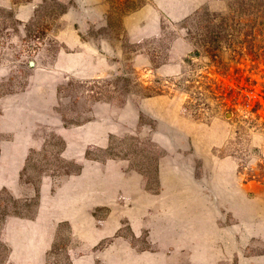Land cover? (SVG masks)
<instances>
[{"label":"rangeland","instance_id":"rangeland-1","mask_svg":"<svg viewBox=\"0 0 264 264\" xmlns=\"http://www.w3.org/2000/svg\"><path fill=\"white\" fill-rule=\"evenodd\" d=\"M51 1L0 0V264H264V0Z\"/></svg>","mask_w":264,"mask_h":264},{"label":"trees","instance_id":"trees-1","mask_svg":"<svg viewBox=\"0 0 264 264\" xmlns=\"http://www.w3.org/2000/svg\"><path fill=\"white\" fill-rule=\"evenodd\" d=\"M46 1V0H45ZM51 2H55V4L57 5V8H59V10H58V15L59 14H62V13H64L65 12V10H66V7L65 6H62L61 8H60V3H58L57 1H55V0H52Z\"/></svg>","mask_w":264,"mask_h":264},{"label":"water","instance_id":"water-1","mask_svg":"<svg viewBox=\"0 0 264 264\" xmlns=\"http://www.w3.org/2000/svg\"><path fill=\"white\" fill-rule=\"evenodd\" d=\"M29 64H30V66H32L34 64V62L33 61H30Z\"/></svg>","mask_w":264,"mask_h":264},{"label":"crops","instance_id":"crops-1","mask_svg":"<svg viewBox=\"0 0 264 264\" xmlns=\"http://www.w3.org/2000/svg\"><path fill=\"white\" fill-rule=\"evenodd\" d=\"M65 30V29H64ZM65 31H67V30H65ZM68 32V31H67Z\"/></svg>","mask_w":264,"mask_h":264}]
</instances>
